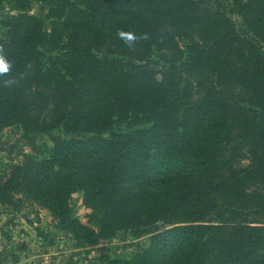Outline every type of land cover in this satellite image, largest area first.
<instances>
[{
    "label": "trees",
    "instance_id": "1",
    "mask_svg": "<svg viewBox=\"0 0 264 264\" xmlns=\"http://www.w3.org/2000/svg\"><path fill=\"white\" fill-rule=\"evenodd\" d=\"M47 1L44 22L0 0V130L51 140L0 164V203L35 201L107 264H264V0ZM121 229L147 244L112 256Z\"/></svg>",
    "mask_w": 264,
    "mask_h": 264
},
{
    "label": "rangeland",
    "instance_id": "2",
    "mask_svg": "<svg viewBox=\"0 0 264 264\" xmlns=\"http://www.w3.org/2000/svg\"><path fill=\"white\" fill-rule=\"evenodd\" d=\"M230 4L229 0L224 1ZM47 0H32L31 9L43 17L48 9ZM9 4L0 5V18L5 17ZM240 20V17H236ZM2 30V29H1ZM0 30V32H1ZM52 133H62L61 127ZM47 142L48 135L24 136L16 123L0 130V164L22 159L25 153H33V144ZM16 203H0V264H107L101 259L98 247L79 246L70 234L64 232L57 219L47 208L18 193ZM73 215L86 220L88 208L82 202V191H74L70 196ZM148 242V234L136 236L126 229L118 230L112 237L99 244L108 248L115 257H128Z\"/></svg>",
    "mask_w": 264,
    "mask_h": 264
},
{
    "label": "clouds",
    "instance_id": "3",
    "mask_svg": "<svg viewBox=\"0 0 264 264\" xmlns=\"http://www.w3.org/2000/svg\"><path fill=\"white\" fill-rule=\"evenodd\" d=\"M117 36L119 39L125 42L129 47H132L135 42H137L138 39L147 40L148 35L144 34L141 37H137V35L132 31H124L119 30L117 32ZM12 69V63L6 58V55L4 54V50L2 47H0V77L6 76L10 74ZM17 80L15 78H10L4 81V86L10 87L13 84H16Z\"/></svg>",
    "mask_w": 264,
    "mask_h": 264
}]
</instances>
